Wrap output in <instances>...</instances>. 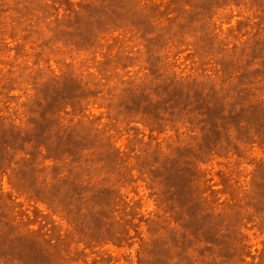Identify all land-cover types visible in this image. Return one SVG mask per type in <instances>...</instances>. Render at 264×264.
Returning a JSON list of instances; mask_svg holds the SVG:
<instances>
[{"label": "rangeland", "instance_id": "1", "mask_svg": "<svg viewBox=\"0 0 264 264\" xmlns=\"http://www.w3.org/2000/svg\"><path fill=\"white\" fill-rule=\"evenodd\" d=\"M0 264H264V0H0Z\"/></svg>", "mask_w": 264, "mask_h": 264}]
</instances>
